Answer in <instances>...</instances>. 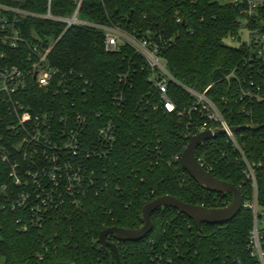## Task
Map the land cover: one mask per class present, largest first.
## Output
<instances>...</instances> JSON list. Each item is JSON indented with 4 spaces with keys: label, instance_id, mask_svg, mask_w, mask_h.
Wrapping results in <instances>:
<instances>
[{
    "label": "trees",
    "instance_id": "trees-1",
    "mask_svg": "<svg viewBox=\"0 0 264 264\" xmlns=\"http://www.w3.org/2000/svg\"><path fill=\"white\" fill-rule=\"evenodd\" d=\"M76 4V0H52L51 11L55 16L70 17ZM15 5L44 14L49 0H21ZM240 14V7L216 0H83L79 16L104 24L120 22L139 33L152 29L164 36L167 42L158 40L161 56L175 78L199 91L214 83L209 95L225 107L228 122L232 126L254 124L242 132L248 156L254 160L264 151V106L259 105L254 114L246 115L233 100L225 105L220 99L230 96L224 75L243 63V49L224 42V38L237 32ZM178 15L182 22L176 21ZM21 26L28 39L35 35L59 39L52 52L53 62L64 70L73 69L74 74L81 73V89H74L68 96L47 93L31 80L26 103L36 110L85 115L88 141H94L97 129L113 120L118 139L106 157L85 160L93 183L84 186L77 204L59 210L43 227L24 231L16 223L14 213L0 206V261L115 264L113 250L98 243L101 231L111 226L140 228L144 224L142 208L155 198L170 194L207 207H223L232 201L231 192L203 189L183 168L182 161L175 160L186 147L190 133L179 123L177 114L151 108L155 89L148 81V70L142 69L144 61L131 47L111 53L105 49L103 31L79 24L67 27L65 22L38 16L24 18ZM11 63L29 66L24 55ZM127 66L137 71L128 102L119 110L113 106L112 96L120 87L118 73ZM85 79L91 83L87 91ZM169 94L179 108L190 103L189 94L174 83L169 86ZM204 146L210 172L237 186L243 199L252 194L251 183L240 171L225 135H218L213 143ZM258 184L264 203V166L258 173ZM151 219L154 228L145 240H115L121 264L251 262L248 238L253 215L243 207L230 222L204 223L200 230L191 218L169 206L157 208Z\"/></svg>",
    "mask_w": 264,
    "mask_h": 264
},
{
    "label": "built area",
    "instance_id": "built-area-1",
    "mask_svg": "<svg viewBox=\"0 0 264 264\" xmlns=\"http://www.w3.org/2000/svg\"><path fill=\"white\" fill-rule=\"evenodd\" d=\"M20 1L0 0L1 208L14 213L16 223L24 231L31 227H43L59 210L69 204H77L84 186L93 183L85 160L106 157L114 150L118 127L113 120L97 129L94 141H88V118L85 115L59 114L46 108L36 110L26 103L31 80L47 93L68 96L74 89H81V73L74 74L73 69L64 70L53 62L52 52L59 39H45L37 35L28 39L21 21L32 15L65 22L67 27L85 25L103 31L108 52H121L122 48L131 47L142 58V69L148 70V81L156 93V98L150 103L148 101L155 112L177 114L179 123L189 131L188 136L205 131L213 134L197 149L198 161L209 172L212 167L204 145L213 143L218 135H225L240 171L249 179L252 188V194L242 198L241 204V208L253 215L248 238L249 264H264V203L260 199L258 184V173L264 166V151L259 158L252 160L242 141L243 130L254 124L244 125V128L235 131L234 128L238 126L228 122L225 107L209 95L214 83L199 91L175 78L163 61L159 47L158 40H167L154 30L139 33L129 30L120 22L104 24L81 19L79 13L83 0H76L70 17L55 16L51 11L52 0H49L48 10L44 14L32 13L15 5ZM218 2L241 8V14L237 17V32L226 38L236 41L238 45L233 47L242 48L244 52L243 63L223 77L228 83L230 96H221L220 99L225 105L233 100L241 105L242 113L254 114L259 105L264 106V0ZM176 21L182 22V16H176ZM243 31L246 34L244 39L241 37ZM15 51L17 53L14 54ZM23 55L29 66L11 63V60ZM136 71L137 68L127 66L118 73L120 87L112 96V104L119 110L128 102ZM171 83L189 94L188 106L179 108L172 99L169 94ZM84 84L87 91L91 83L85 79ZM174 158L181 160L182 154ZM109 240L115 242L116 239L109 236Z\"/></svg>",
    "mask_w": 264,
    "mask_h": 264
},
{
    "label": "water",
    "instance_id": "water-1",
    "mask_svg": "<svg viewBox=\"0 0 264 264\" xmlns=\"http://www.w3.org/2000/svg\"><path fill=\"white\" fill-rule=\"evenodd\" d=\"M245 126L235 127L238 131ZM223 130L220 131L222 133ZM213 137L209 131L197 135L188 136V143L182 152V166L189 175L205 190L215 193L231 192L232 201L223 207H207L204 205L187 203L173 195L166 194L159 196L145 204L142 208L144 224L137 229H128L118 226H111L101 231L99 235V244L103 248H110L115 253L116 263L121 264L118 245L109 240L113 236L120 242H140L145 240L154 228L151 219L152 213L159 207H173L191 218L195 226L200 230L202 224L223 225L234 219L241 210L242 193L241 190L231 182L220 180L212 173L207 171L197 159V149L200 144ZM56 264H74L59 262Z\"/></svg>",
    "mask_w": 264,
    "mask_h": 264
},
{
    "label": "rangeland",
    "instance_id": "rangeland-1",
    "mask_svg": "<svg viewBox=\"0 0 264 264\" xmlns=\"http://www.w3.org/2000/svg\"><path fill=\"white\" fill-rule=\"evenodd\" d=\"M218 1L221 2V0H218ZM241 37H242L243 39L246 37V34H245L244 31L241 32ZM224 42H225L227 45H230V46H236V45H238V43H237L236 41L232 40L231 38H226V39L224 40ZM0 264H4V259H1Z\"/></svg>",
    "mask_w": 264,
    "mask_h": 264
}]
</instances>
